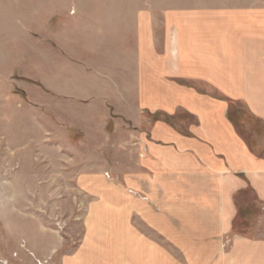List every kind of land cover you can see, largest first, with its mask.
I'll use <instances>...</instances> for the list:
<instances>
[{"label":"rangeland","instance_id":"obj_1","mask_svg":"<svg viewBox=\"0 0 264 264\" xmlns=\"http://www.w3.org/2000/svg\"><path fill=\"white\" fill-rule=\"evenodd\" d=\"M263 36L264 0H0V264H111L91 202L201 138L205 105L264 165ZM241 170L223 229L163 213L181 236L148 228L147 264H264V169Z\"/></svg>","mask_w":264,"mask_h":264},{"label":"crops","instance_id":"obj_2","mask_svg":"<svg viewBox=\"0 0 264 264\" xmlns=\"http://www.w3.org/2000/svg\"><path fill=\"white\" fill-rule=\"evenodd\" d=\"M231 15L233 16V14ZM150 16L153 19V16ZM217 16L222 18L221 14ZM235 20H237L236 16L230 17V21ZM219 45L221 48L228 46L223 42H219ZM215 108V105L212 104L203 107V136L201 138L186 143L178 139L170 147L155 149L158 152L154 154V163L149 161L148 165L145 164V167L149 168L150 175H144L138 179L126 177L125 188L122 190H116L114 186L107 185L106 194L100 197L101 201L91 202L89 211L92 218L95 217L96 211L101 212L102 215L104 211H107V214H112V218H109L108 215L106 218L101 217V220L102 218L107 219V229L117 231H113V233L118 237L111 239V244L107 240L106 244L113 257L111 264H147V253L153 251L148 249L151 246L146 236L148 228H153L154 231L159 229L163 231L166 238H171L172 242L177 241L181 233L175 231L173 226L168 225L163 213L170 217L177 214L178 220H185L188 223V220L186 221L189 219L188 215L197 212L206 216V220H203L207 221V225L203 229L205 230L204 234L213 235L220 229L222 230L228 216L227 199L230 192L237 189L235 184L242 182L236 174L244 168L246 176L249 179H254L259 171H263L261 169H264V165L257 163L255 158L245 150L233 131L224 127L219 120L214 121L216 116L212 117L210 112ZM253 109L255 113L264 116L263 113L256 110L257 107ZM210 127L214 129L211 130ZM128 190L139 193V196L133 197L131 194H127ZM90 191L93 192V189H89ZM179 197H183L181 203L178 202L177 198ZM213 198L216 200L211 201ZM146 199L157 205L160 213L152 211L147 205ZM182 200L187 201L188 214L184 212ZM215 204L218 205V208L216 206V210L211 212L210 209ZM180 205L182 208L179 207ZM190 206L192 207L190 208ZM212 215L215 229H212L209 224ZM131 216L137 217L139 225L128 221ZM185 222H183L182 229L191 231V224ZM99 226L101 227L98 222L92 221L89 229L94 231L96 228L99 229ZM142 230L145 232L142 233ZM212 231L214 232L212 233ZM90 235L91 238L87 241V245L93 247L97 245L98 237H94V233ZM156 246L158 245L152 246L155 247V253L158 252ZM103 261L100 262L105 264L106 261ZM109 261L110 259H107V262Z\"/></svg>","mask_w":264,"mask_h":264}]
</instances>
